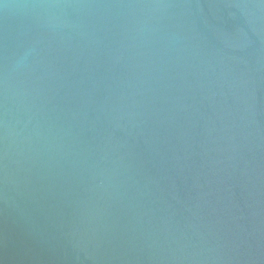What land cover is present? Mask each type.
<instances>
[{
	"label": "water",
	"instance_id": "1",
	"mask_svg": "<svg viewBox=\"0 0 264 264\" xmlns=\"http://www.w3.org/2000/svg\"><path fill=\"white\" fill-rule=\"evenodd\" d=\"M0 264H264V0H0Z\"/></svg>",
	"mask_w": 264,
	"mask_h": 264
}]
</instances>
